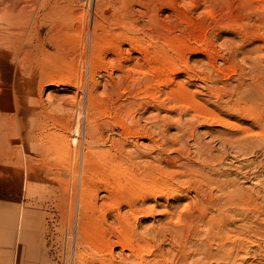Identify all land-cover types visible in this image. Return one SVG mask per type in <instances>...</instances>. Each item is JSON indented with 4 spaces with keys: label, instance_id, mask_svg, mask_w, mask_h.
Wrapping results in <instances>:
<instances>
[{
    "label": "rangeland",
    "instance_id": "1",
    "mask_svg": "<svg viewBox=\"0 0 264 264\" xmlns=\"http://www.w3.org/2000/svg\"><path fill=\"white\" fill-rule=\"evenodd\" d=\"M1 1H3L2 2L3 4L2 3L0 4L1 5L0 8L4 7L3 11H7L6 9L9 10V6L12 5V3H13L16 5V6L14 5L15 8L13 6H10V8L11 7L13 8V9L11 8L13 11V13H12L13 15H15V13H18V12H20L22 14H24L26 12L28 15L30 13L29 16L26 14L27 15L26 17L27 18L29 17L28 21L30 20L29 22H31V20H32L33 23L28 22L29 24H31L30 27L27 23L26 26L24 28H21L22 30L21 29L18 30L17 33L19 34V36L22 39H24L23 44H26V46L24 45L21 47L22 51L21 50L20 51L25 52V51H28V49H29L28 52L31 53L34 50L33 51L34 53H31V54L29 53L28 57L26 58L27 60L22 59L23 58V57H21L22 53L19 55V58L17 57V59H18L17 62L19 64V65L17 64L18 68L23 69V67H24L23 70L27 71V74L25 76L24 75L22 76L21 74H19V71H13V69H11V72H13V73L11 76L7 77L8 80L5 78V80L3 82L0 81V86L2 87L0 89L1 90L0 91V101H5L6 103H8L10 101L8 104L9 107H6V111L8 110L10 113L9 116L13 115L12 113H14V109L17 111L18 105L15 106V104L18 103L17 101L22 102V105L25 107L26 112H27L26 116H24L25 120H23V121L26 124H29L31 127L30 128L31 130L28 129L26 131H21V133L19 134V136H21L19 138V140H13L12 141L13 143L10 147L11 150L9 149V145L6 146L7 149L3 148V146L2 147L0 146L1 147L0 149L3 151V153H2V151L0 152V170H1L0 173L2 174V172H3L2 175L0 174V264H23L24 263L25 259L20 260L19 251L24 249L25 246H24L23 242H24V239L26 237L28 238V236H29L28 234H31L34 237L31 241L27 242L28 246L31 245L30 242H33V240H34L33 243H35V241H36L38 244L37 247L39 250V256L42 255L40 257L41 261L40 262L38 261L35 264H42L43 261H44V264H77V262L75 261L76 260L75 259L76 252H78L77 249L78 250L81 249L82 252H84L83 248H81V247L77 248V246L80 243H81V245L88 246L86 248V250H87L86 252H90L91 250L94 249V247H95L94 250H99L101 241L100 242H96V241L101 240V238L98 239V237L102 236V235L99 236L102 233L101 231H104L106 236H108L109 232H110V234L113 235L110 237L112 241H115L116 238H118V237L121 238L123 236L122 234H119L117 222L110 215L107 218L108 222L107 221L106 222H107V224L110 223L111 225H107L104 222V224H103L104 227H102V225L94 227L95 228L93 231L94 233L92 232L91 236L84 235L83 237H81V236L79 237L78 232H77V228H76L77 227L76 226L77 218H76V216H77V210H78V208H77L78 207V201H79L78 198H80V196H82L83 193L85 194V190H82V188H81L80 177L78 176V178H76L74 180L71 172L66 169V163L68 165L69 164L72 165V161L74 158V148H75L74 146L76 145L75 140L76 139H77V141L80 140V145L82 144V141H83V132L82 131L80 134L81 136L79 138L77 137V135L75 136V129H74L75 124L74 123H75L76 117L74 116V112L71 110V108H73V106L70 103H73L72 101L74 100V97H73L74 95H75L76 101L78 99L82 98V95H83V101H85L84 99L86 96V88H89L91 90L93 97L95 96L96 101L100 105L96 101L95 102L98 104V107L100 106L99 108L102 109L100 111H97L96 118L98 119V117H99V119L95 120L96 123H98V128L99 127L102 128V129L101 128L98 129L99 132L102 134L103 137L106 134H110L111 132L109 131V128H107L106 125H104L103 123L107 122L108 120L111 124L113 123L112 127H111L112 133L110 135L114 136V138H116V139L122 138L120 141L121 143H123V149H122L123 152L122 153H129L130 152L131 153L130 157L132 160L141 161V159L144 157L143 160L146 158L145 160L148 161L146 165L148 166L149 164H153V163L157 162V159L161 156V155L158 156L157 153L158 154L161 153L163 156L167 155V152H169V151L171 154H177V153H181L179 148H181V151H182V149L186 150L189 147H190L189 148L190 155L194 154L192 156H195L197 153V147H195V146H197L198 143L194 144V142L201 140L198 142H201L200 144H204L208 148H209V145H211L210 148H212V150H213L212 152L215 153L216 155H217V151L220 148H222V152H223V156H224V160H225L224 162L226 163V162L230 161V163L228 162V165L233 166L232 167L233 170L237 171L236 168H238L242 165L244 166L245 162H246V164H248L249 162H251L249 164H254V162H255L254 165H256V163L259 162V158H261L260 161L264 162V157H262L261 153L258 154L257 151H256L257 152L256 154H255V152H247L244 149L239 148V146H237L236 143H233V144L225 143L226 147L224 146V144L220 143L224 148L220 147L221 145L219 144L220 140L218 137H220L221 132L228 131L230 129L223 128L219 123L216 122V120H207V123H206V120L203 121V119H198V118L192 119L190 117L189 113H187L188 111H186L187 114L181 113L182 116H180V120L178 119L179 120V122L177 121L178 124H177L176 120L174 121V119L177 116L176 112H172V111L170 112L171 115H174L171 119L164 117L163 116L165 114L164 108H166V106H168V105L166 104V106L163 107L161 105L159 106L156 103H157V100H160L163 97V94L166 91V89H164L165 88L164 86L156 84V82L154 81V80L159 78V76H160L159 73L163 72L162 69L164 70V68L166 66L169 67V65L171 64L170 62H172V60L175 62V64H178L179 66L183 65L182 63L187 64V66L191 69L187 68V69L179 72V74H177V76L175 77V78H177V80L176 79L175 80L176 81L180 80L178 82H181V81L185 82V86H186V89L188 90V94L192 95L196 92L195 93L197 95L196 100H198L203 105L205 104L204 105L205 107L210 105L206 108L211 110L212 113L214 111H217L216 110L217 107L215 108V106L217 105L218 101L227 100V93L230 91V89H232L235 86L236 81H238V79L235 80V78H240V75L238 76L237 73L241 69L242 70L244 69L243 71L241 70L240 74L242 73L243 78L245 77L244 80L246 81V83L248 80V89H250L252 83H257L258 80L264 81V77H262V76H264V69H261L264 67H262V66L259 67V65L261 63H264V59H262V57H264V54H262V53H264V52H257L258 54L256 52H254V53L251 52L252 54L249 53V50L252 49V47L255 46V44L257 46V42L259 43L258 45L264 44V23H262V22H264V21H262V20H264V11H262V10H264V9H262V8H264V0H259L260 3L258 2V0H252L250 2L253 4L255 2V4L253 5L250 2H248L249 7H245V8H241V6L244 7L247 5L246 4L247 2H245V0H242V1L241 0H232L233 2L231 0H212V1L211 0H126V1L125 0H90L91 1L90 3H89V0H88V2H87V0H31V1L29 0L30 2L27 0L29 3L25 0L27 7L24 4L25 3L24 0H10L11 2H9V0H5V1L0 0V2ZM6 1H8V3H5ZM32 1H34L35 3ZM195 1H197L198 4H196ZM202 1H203V3H202ZM243 1L245 2V4ZM86 2L89 3L88 6H87ZM241 2H243L244 6H243V4H241ZM256 2H258L259 4H257ZM27 3H28V5H27ZM192 3H193V5H192ZM229 3H230V5H229ZM17 4H19V5H17ZM30 4H32V6H30ZM81 4H83V5H81ZM7 5H9V6H7ZM23 5H24V7H23ZM64 5H65V8H62V7H64ZM16 7H18V9ZM20 7L22 10L20 9ZM28 7H29V10L27 9ZM58 8H61V9H58ZM14 9L15 10L17 9V10L14 11ZM122 9H125V10H122ZM19 10H21V11H19ZM23 10H26V11L24 12ZM31 10H32V12H31ZM206 10H209L210 13H209V11L205 12ZM254 10H255L256 15L254 13ZM9 11H8V13L10 14ZM126 11H128V12H126ZM231 11H232V13H231ZM96 12H99V13H96ZM124 12H125V14H124ZM83 13H84V16H83ZM222 13H223V15H222ZM85 14H87V16ZM242 14H244V15H242ZM17 15H19V13ZM32 15H33V17H32ZM34 15H36L35 18H34ZM257 15L261 16V18H259ZM245 16L247 17V19H245L246 18ZM92 17H93V19H92ZM120 17H122V18H120ZM230 17H231V19H230ZM56 18L58 20L60 18V20H59L60 22ZM78 18H80L81 20H79ZM99 18H101V19H99ZM127 18H129V20H125ZM86 19L88 21L87 22V28H86V22H83V21H86ZM56 20H57V22H56ZM252 20H253V22H252ZM89 21H91V22H89ZM94 21L95 22L97 21V22L95 23ZM100 21L102 24L101 23L98 24ZM114 21H115V23H114ZM121 21H123V22H121ZM234 21L235 22L237 21L238 23L241 22L240 25L243 24L240 26L238 23H236L237 25H239L237 27L240 29L241 32H239V33L237 32L239 30H237L238 28H235L236 24L234 23ZM254 21H255V23H254ZM120 22L123 25L119 24ZM227 22H229V24H231V23H233V24L229 25V24H227ZM80 23H81V25H80ZM129 23H132L131 24L132 26ZM248 24L249 25L253 24V25L248 26ZM102 25H103V27H101ZM257 25H258V27H257ZM31 26L32 27L34 26L33 31L30 29ZM36 26H37V28H36ZM226 26H227V28H226ZM231 26H233V27H231ZM27 27H29V28H27ZM92 27L97 28V30L95 29V31L97 33V37L99 38V40H101L100 44H99V49H97V50L99 51L101 49L99 52V55L103 58H100L99 62H97V64L95 65L96 68H94V72L92 73L93 74L92 79L88 80V73L85 71L84 72L85 73L84 79H86V80L82 79L83 80L82 84H80V78H81V74H82L81 73L82 71L80 70L81 69L80 68V59L82 58L81 55L83 54V55H85V59H84L85 63L86 62L88 63L89 54H90L89 51H91V49H89L90 47H88L89 46L88 45L89 44L88 39H90L89 38L90 37L89 31L92 30ZM132 27H133V29H131ZM244 27H246V28L244 29ZM249 27H251V28L249 29ZM51 28H54V30L52 29L49 31V29H51ZM257 28L261 29V30L257 31ZM35 29L40 33L37 34V31ZM231 29H232V31H231ZM23 30H24V32H23ZM58 30H59V33H58ZM243 30H245V31H243ZM87 31H88V33H87ZM55 32H57V33H55ZM242 32H244V35H242V37H240ZM258 32H260L259 34H261L262 36L259 35ZM28 33H29V37H28ZM33 33L37 34V35L35 36ZM236 33H238V34H236ZM51 34H53V35L51 36ZM131 34L134 35L135 38H133ZM245 34H246V36H245ZM247 34L251 38H249V36ZM112 35H114V36H112ZM254 35L258 36L257 39H256V36H254ZM49 36H50V38H49ZM55 36H56V38H55ZM110 36H111L112 40L111 39L109 40ZM115 36H117L116 37L117 39L115 38ZM112 37H114V38H112ZM121 37L126 39L125 40L126 42H123L121 44L122 50H124L123 51L124 54L127 55L128 54L127 52H129L128 50L130 49L129 47H131V46L133 47L134 45H135L134 46L135 49L139 50L140 48H143V49H141V51H142L141 54L137 53L136 51H131L132 56L136 55V58L138 57V63H140L138 69H140V70L142 69L141 71L139 70L141 73H138V70L133 72V73L130 72L132 77H126L125 78L126 75H124V73H126L125 70H127L126 64L122 63L123 67L118 69V67L116 66V63L114 62L115 60L113 59L114 55H111L112 54L111 48H110L111 45H113L118 39L122 40ZM57 38L59 39L58 41H60V44L62 41L63 42L62 44H64V45H62V44L60 45L59 42L57 41ZM129 38L134 40V41H132L133 45L129 44V40H128ZM237 38L241 39L242 42ZM246 39H247V41L249 40L247 42L248 44L245 43L246 41L244 42V40H246ZM255 39H256V41H254ZM25 40H26V42H25ZM34 40L35 41L37 40V42H34ZM50 40L53 41L54 44L56 42V44H58V45H56V44L54 45L53 43L48 44L50 42L47 43V41H50ZM80 40H81V42H80ZM40 41L43 42V45L41 46V48L37 47V45ZM134 42H136V44ZM238 42H239V45H238ZM243 42H244L245 46L247 45L246 47L243 46L244 45ZM34 43L37 45H34ZM86 43H87V46L85 45ZM240 43H241V45H240ZM188 44L190 45V47L192 45H193L192 47H194V46L198 47L199 51L195 47H194L195 49L193 48L194 50L192 49L193 50L192 51L191 50L192 47L189 48ZM70 45L71 46L73 45V49H75L74 51H73L72 47H70ZM237 45H238V52L236 50ZM27 46H29L31 48H27ZM34 46H36L37 49H35L36 47H34ZM59 46H61V47L64 46V47H63V49H61V47H59ZM186 46L188 47V49ZM239 46H242V47H239ZM105 47H106V50L104 49ZM234 47L236 48L235 49L236 51H233ZM184 48L189 50V51L185 50ZM239 48L243 50V51L241 50L240 53H239V50H240ZM30 49H32V51ZM78 49H80V50H78ZM158 49L159 50L162 49L165 52L166 51L167 52L165 54V52L162 53L163 51L161 50L159 53ZM107 50H108V52H107ZM109 50H110V52H109ZM183 50H184V53H183ZM195 50H197V51L195 52ZM244 50L247 52V54ZM209 51H211V52H209ZM101 52H102V55H101ZM155 52L157 55L155 54ZM242 52H244V53H242ZM103 53L106 55H103ZM207 53H208V55H207ZM229 53H231L230 56H229ZM164 54H165V56H164ZM182 54H183V57H182ZM211 54H215L216 56L212 55V57H214V58H212ZM237 54H238V56H237ZM243 54H244L245 58L244 57L242 58ZM249 54H251V55H249ZM140 55H143V56L140 57ZM254 55L256 56V59H255ZM179 56H180V59L176 58ZM208 56H209V58H208ZM217 56H218V58H217ZM220 56L223 58H221ZM234 56H235V59H234ZM247 56H249V57H247ZM86 58H87V60H86ZM110 58L114 61H112ZM181 58H182V60H181ZM225 58H227V59H225ZM246 58L247 59L249 58V59L247 60ZM253 58H254V60H253ZM75 59H76V61H75ZM244 59H246V61ZM109 60H111V61H109ZM176 60H177V62H176ZM207 60H209V62L211 60L214 64V68L211 71L212 74H211L210 70H208V69L205 70L202 67L204 62H208ZM144 61L148 62V63H145ZM181 61H182V63H181ZM255 61H256V63H255ZM260 61H261V63H260ZM23 62H26L27 64L23 63ZM76 62H77V64H76ZM106 62H107V65H106ZM112 62L114 65L112 64ZM245 62H246V64H245ZM102 63L105 66L104 65L102 66ZM166 63H167V65H166ZM196 63H197V65H196ZM253 63L255 65H253ZM86 64H85L84 69L87 67ZM108 64L110 65V68H109ZM147 64H149L150 66ZM206 64L207 63H205L203 65L204 68H205ZM215 64H216V66H215ZM14 65L15 64L12 63V67ZM100 65H101V67H100ZM164 65H166V66H164ZM198 65H200L201 68ZM233 65L235 68L233 67ZM246 66H248V67H246ZM255 66H256V68H254ZM103 67H106V68H103ZM161 67H163V68H161ZM215 67L216 68L219 67V68L216 69ZM73 68L76 69V73H77L79 78L77 77V75H76V77L70 76L72 70L74 71ZM100 69H101V71H98ZM235 69H236V71H235ZM256 69L259 72H261L260 75H259V72L256 71ZM114 70H116V71H114ZM143 70L145 71V73ZM151 70H154V72L151 73ZM158 70L160 72H157ZM187 70L190 72H188ZM77 71H79V72H77ZM95 71H97V72H95ZM106 71H108V72H106ZM110 71H112V72H110ZM216 71L220 72V73H215ZM166 72H167V69L165 68V71L163 73H166ZM103 73H104V75H103ZM121 73H123V74H121ZM134 73H135V75H134ZM149 73H151V74H149ZM157 73L159 74V76ZM152 74H153V76H152ZM213 74L214 75L216 74V75L214 76ZM244 74H245V76H244ZM248 74H249V76H248ZM99 75H101L102 77ZM143 75L146 77H143ZM206 75H208V76H206ZM211 75H213V77ZM112 76H114L113 78H115L114 80H116V85H117L116 86L117 88L115 87L116 89L115 88L113 89V85L111 84ZM200 76H201V78H200ZM43 77H45V78H43ZM48 77H49V81H48ZM151 77H153V78H151ZM247 77H249V79ZM254 77H256V79ZM257 77H258V79H257ZM57 78H58V80H57ZM131 78H132V80H130ZM134 78H137L139 80H137V79L135 80ZM46 79L48 82L46 81ZM60 79L62 81H60ZM73 79L77 80V83H79V84H77V86L79 85V87H75L74 85H69V84H72V81H75ZM133 79L135 81H137L138 84H137V82H134ZM209 79H210V81H209ZM41 80H44L45 82H47V84L45 82L43 83V81L41 83L40 82ZM50 80L51 81L53 80L52 82L53 83L55 82L56 84L55 83L53 84ZM93 80H95L96 82H94ZM105 80H106V82H105ZM109 80H110V82H109ZM120 80H122L123 82H120ZM213 80H216V81H213ZM249 80L251 82L252 81L253 82L252 83L250 82V84H249ZM129 81H130V84H129ZM131 81H133V82H131ZM146 81H148V87L150 84L149 88L146 87V85H147ZM37 82H40V84ZM49 82H51V83H49ZM83 82H84L85 86L83 85ZM94 83L98 86L96 87V85H94ZM127 83L129 85H127ZM99 84H100V86H99ZM103 84H104V86H103ZM109 84H111V85H109ZM38 85L40 86L39 88H38ZM157 85H158L160 91H162V92H159ZM68 86H70V87H68ZM110 86L112 87V89ZM243 86L244 87L243 88L241 87V89L244 90L247 86H245V85H243ZM21 87H22V89H21ZM212 87H213V91H212L213 94L211 95L210 90H212ZM93 88H95V89H93ZM102 88L103 89L107 88V91H109L112 94L113 98L111 97L110 99H108L105 96H101L100 93H101ZM108 88H110V89H108ZM135 88L139 89V92ZM145 88H147L149 90H145ZM154 88H157L158 91ZM161 88H162V90H161ZM206 88H209V89L207 90ZM126 89L128 91H126ZM141 89H142V91H141ZM143 89L148 94L146 92H144ZM82 90H83V92H82ZM95 90H96V92H95ZM121 90H122V93H121ZM129 90L132 92L129 93ZM214 91H215V94H214ZM226 91H227V93H226ZM79 93L81 96H79ZM96 93H97V95H96ZM127 93H128V95L130 94L129 95L130 99L127 98L128 97ZM160 93H162V94H160ZM203 93L205 95H203ZM133 94H134V96H133ZM140 94H142V95H140ZM156 94H157V97H159L158 99H157V97L155 98L157 100L154 99ZM207 94H209L210 96ZM125 95H126V97H125ZM146 96H148V97H146ZM60 97L62 99L59 101ZM71 97H73V98H71ZM116 97H118V99ZM217 97H219L220 100H218ZM63 98H65V99H63ZM69 98H71V99H69ZM100 98H101V100H100ZM115 98H116V100H115ZM121 98H123V99H121ZM133 98H135L134 100H138V101H135L136 104L135 103L132 104L133 109L135 107L137 109L136 108L134 109V110H136V111H134V114H133V116H135V117L133 118V116H132V118L130 117L131 118L130 119L129 117H126L123 115V113L121 111L122 106L121 105L119 106L117 104L119 102H121V103L123 102L122 104H124V103L127 104V101H130ZM152 98L155 101L152 100ZM209 98H210L212 103L209 102L210 101ZM215 98H217V99H215ZM97 99L102 103H100ZM117 100H118V102H117ZM150 100L152 102H150ZM207 100H208V102H207ZM112 101H115V102H112ZM137 102H138V106H136ZM143 102H144V104H142ZM149 102H150V105L152 104V106L149 105L148 109H146L147 108L146 106L148 105ZM259 102L262 103L261 100H259ZM253 103H248V104H249V106H251L250 108L252 110L255 109V111L258 112V115H259L260 111H261L260 113L264 112V111H262V110H264V103L260 104V103H258L257 100H255L254 104ZM102 104H104V105H102ZM113 104L115 106H113ZM257 104L259 105V107H257L258 106ZM109 105L110 106L112 105L113 107L112 106L110 107ZM139 105H141L142 107ZM144 105H145V107H144ZM70 106H72V107L70 108ZM117 106H118V109L112 110V109H115ZM261 106H262V108H261ZM157 107L159 110H157ZM212 107H214L215 109H213ZM256 108H258L259 111ZM103 109H106V111H104ZM145 109H146V111H143ZM43 110H44V112H43ZM70 111L73 112V116H71ZM101 111L107 112V113H109L110 111H112V112H110V116L107 117L105 115L100 114L99 112H101ZM114 112H118V115H120V116L122 115L123 122H124L125 126L127 125L130 129H132L130 131H135V130H133V127H134L133 125H135L134 123H137L136 121H138L141 124V125H139L137 123L139 125V127L142 126L140 128H143L148 133L151 131L150 134L148 136H146V135H140L138 132V134L136 133L134 135L135 137L131 136V140H130V135L128 136V135L123 134L124 128L122 126H119L118 124L114 123L116 120L115 116L113 115ZM138 112L139 113L141 112V113L139 114ZM32 114H34V115H32ZM154 114H156V115H154ZM64 116L67 120H65ZM102 116H103V118H102ZM59 117H61L62 119ZM73 117H74V120H73ZM136 117H137V119H136ZM189 117H190V119H188ZM185 118H187V120ZM103 119H105V120H103ZM110 119H111V121H110ZM133 119L134 120L136 119V120L134 121ZM11 120L14 121V124L16 126L18 124L21 125L19 117L17 119L16 115H13ZM63 120H65V121H63ZM156 120L159 122L156 123L155 122ZM170 120H171L172 124L170 123V125H169L168 122ZM184 120L187 121L186 123H188V124L190 123L194 127V129H193V127L190 129L188 128L189 130H192V131H188L185 129L186 126L183 125L185 123ZM198 120H199V122H197ZM200 120H202V121H200ZM66 121H68V122H66ZM128 121H130L131 123H129ZM190 121H193V122H190ZM132 122H133V124H132ZM66 123H68L67 124L68 125L67 130L62 126V125H66ZM81 123H82L81 124V127H82L84 125V116H82V118H81ZM181 123H183V124L181 125ZM196 123H198V124H196ZM129 124H132V125H129ZM190 124H189V127H191ZM50 125H52V126H50ZM116 125H117V127H116ZM143 126H145V127H143ZM180 126H181V128H180ZM58 127H59V129H58ZM83 127H82V130H83ZM136 128H138V127H136ZM152 128H153V130H152ZM255 128L257 129V131H260V129H261L258 127H255ZM255 128L252 127L253 131H255ZM163 129H164V132H163ZM50 130L51 131L52 130L59 131L64 136L65 146H64L63 150H59L60 152L54 151L53 149L49 150L50 152L49 151L48 152L43 151L44 150L43 146H44V144L47 143V140L44 137V134L46 133V131H50ZM65 130L67 132H65ZM98 130H97V133H98L97 135H101L98 132ZM113 130L115 131V133ZM125 130H128V128L125 127ZM185 130H186V133L184 132ZM27 131H31L29 138L27 136V133H28ZM120 131H121V133L119 135ZM38 132H39L41 137H38L39 136ZM194 132H195V134H194ZM66 133H67V135H66ZM116 133H118V135ZM180 133H182L184 135V141H186L187 143L183 142V141H179L178 139H176L177 136L179 137L182 135ZM190 133H192L193 135ZM158 134H160V135L158 136ZM164 134L166 135V138H163V137H165ZM238 134L239 133H237V135ZM138 135H140V136H138ZM189 135L193 136V137L191 136L192 139L190 138ZM67 136L70 138L67 139ZM141 136L142 137L144 136V137L142 138ZM138 137H140V138H138ZM185 138H186V140H185ZM194 138L196 139L195 141H193ZM22 139H23V143H24V146H23L24 151H23V153L21 152L23 160L19 161L15 158H17L18 153H20L18 151H19V148L21 145L20 140H22ZM40 139H42L44 141H42ZM125 139L126 140L128 139V140L126 141ZM149 139H150V141H149ZM172 139L176 140V143L169 145L170 147L166 146L165 148H163V150H161V148L157 147L158 145H164L166 140H172ZM67 141L69 142V146H71V147L67 146L68 145ZM132 142H134L133 145H132ZM155 142H157V144ZM29 143H31V144L34 143L35 145H39V146L34 149L33 147L30 146ZM135 143H137V146ZM16 145H18V146H16ZM126 145L128 147H125ZM151 145L152 146L155 145V146L152 147ZM186 145H188V146H186ZM228 145H229V147H228ZM106 146H108V142L106 143ZM182 146H184V147H182ZM15 147H16L17 151H16ZM39 147L43 148V150ZM156 147H157V149H156ZM67 148L71 151H69ZM216 148H217V150H214ZM172 149L174 152H171ZM194 149H196L195 150L196 152L194 151ZM224 149L226 151H224ZM235 149H236V151H235ZM11 151H12V153H10ZM65 151H66V153H65ZM82 151H83V147L81 145L80 150H79V152H80L79 162H81L80 160H81ZM157 151H161V152H157ZM6 152L8 153V155ZM225 152H227V154ZM16 153H17V155H16ZM163 153H166V154L164 155ZM253 153H254V155H253ZM69 154H71V155L69 156ZM142 154H144V155H142ZM1 155L4 158H2ZM63 155L65 156V159L68 160L67 162L63 161V159H64ZM139 155H140V157H139L140 159L138 158ZM180 155L184 156L186 154H184V152H183V154H180ZM226 156H227V158H226ZM36 157H37V159H35ZM29 158L30 159L32 158V159L29 160ZM41 158H42V160H40ZM59 158H61V159H59ZM149 158H151V159L149 160ZM34 161H35V163H32ZM48 161H50V162H48ZM58 161L62 164H58L59 163ZM8 162H10V163H8ZM44 162L46 164H44ZM17 163H18V165H17ZM52 163H57V164L52 165ZM240 163H242V164H240ZM143 164H145V163L142 162L139 164V166H143ZM236 164H238V165L236 166ZM16 165L18 167H16ZM19 165L22 168L19 167ZM254 165L249 166V168H250V169L248 168L249 172L252 171V169H253L252 166H254ZM59 166H61L62 168H59ZM19 168H21V169H19ZM46 168L48 170H46ZM254 169H256V168H254ZM49 171H50V173H49ZM5 172H7L9 175H7V173H5ZM51 172H53V174ZM11 173H14L15 175L11 174ZM69 173L71 174L70 176H69ZM260 174L261 173H259V175ZM262 174H264V173H262ZM12 175L14 178L11 177ZM77 179H79L78 183H77ZM254 181L255 180H253V179L251 181L247 180V181L243 182V185L247 186V187H249V185L252 186L255 183ZM249 183H251V184H249ZM98 194H99L98 195L99 197L97 198V200H98L97 203L98 202L100 203V201L103 198V196H102L103 193L99 192ZM190 195H191V197H190ZM69 197H70V199H69ZM192 197H193L192 194H189L188 200H190ZM71 199H72V202L70 201ZM172 203H173V200L172 201L170 200L169 204L171 206H173V205L178 206V204L173 203V205H172ZM157 208H160V207H157ZM178 209H180V208H178ZM124 210H126V207H123L121 212H124ZM74 212H75V214H74ZM26 217L29 218V221H26ZM74 217H75V219H73ZM85 217H86V219L85 218L81 219V222H83L85 225H87L86 227L88 230L93 229V227H91V225L88 223V216H85ZM163 218H164V216H162L160 214H157V215L152 216V217L148 216V217L141 218L138 221L139 223H137L138 225L136 228L137 229L136 232L137 231L139 232L140 230H142V228L144 226H148L151 223L156 224L157 222H159L160 219L162 221H165V220H163ZM85 221L87 223H85ZM114 223H115V225H114ZM108 226H113L117 230H114V229L111 230ZM100 227H102V228H100ZM23 237H25V238L23 239ZM90 237H91V239H90ZM84 239L87 242L84 241ZM150 239H151V241H149ZM153 239H154L153 237L152 238L149 237V240H147L148 242L146 241V243L147 244L149 243L148 245L151 246V248H153L152 250L154 252H155L154 249H156L157 247H161L163 250H165V248H166L168 250V247L170 246L169 240L166 239V241L162 240V242H159L161 240H158V239L153 240ZM92 244H94V245H92ZM262 245H264V243H262L261 246ZM69 246H70V248H69ZM90 248H92V249H90ZM254 249L257 250V253H256L257 256L255 255L256 258H255V256H253L254 258L250 257L247 260V262L252 261L251 263H258V262H260V264L264 263V256H261V255H264V253H260V252H262V249H264V247H262V249H260L261 250L260 252H259L258 248H254ZM114 254H115L114 259H116L115 260L116 263L123 256H126L129 259L132 258V256L129 254V251L127 249L121 250L119 245H116L114 247ZM168 254L170 255V253H167V256H165V258H168V259L172 258L173 259V256L172 255L169 256ZM148 255H147V257H148L147 259H150L151 261L155 260V258L159 259V258H157L159 256L155 257L154 255H151V254H148ZM150 256L152 258H150ZM255 259H256V261H255ZM32 261H28L30 263H28V262H26V263L33 264ZM88 261L85 264L91 263L90 260H88ZM176 261H177L176 257H174L172 264H175ZM93 262H94V260H93ZM93 264H98V263L94 262Z\"/></svg>",
    "mask_w": 264,
    "mask_h": 264
},
{
    "label": "bare ground",
    "instance_id": "2",
    "mask_svg": "<svg viewBox=\"0 0 264 264\" xmlns=\"http://www.w3.org/2000/svg\"><path fill=\"white\" fill-rule=\"evenodd\" d=\"M26 1L24 3L25 6H26ZM250 1H252V0H245V2H247L246 3L247 5H248V2H250ZM2 2L3 1H1L0 4ZM9 2H11V1L9 0ZM32 2H34V1H32ZM87 2H88V0H87ZM87 2H86V4L88 6L91 1L89 0V3H87ZM195 2H196V4H198L197 1H195ZM243 2H241V4H243ZM245 2H244V4H245ZM258 2H259V0H258ZM258 2H256V3L259 4L260 2L259 3ZM5 3H8V1H6ZM28 3H27V5H28ZM202 3H203V1H202ZM244 4H243V6H244ZM251 4H253V3H251ZM254 4H255V2H254ZM14 5L15 4L12 3V5H10V6H13L14 7ZM17 5H19V4H17ZM81 5H83V4H81ZM192 5H193V3H192ZM229 5H230V3H229ZM247 5L244 6V7L241 6V8L249 7V5L248 6ZM7 6H9V5H7ZM10 6H9V10L12 8V7L10 8ZM30 6H32V4H30ZM23 7H24V5H23ZM16 8L18 9V7H16ZM62 8H65V5ZM12 9L10 11L8 9H6L7 11H3L4 10V7L0 8V81H2V82L5 80V78L7 79V77H9V76L12 75L13 72H11V69H13V71H19V74H21L22 76L23 75L25 76L27 74V71H24L23 70L24 67H23V69L22 68L21 69L18 68V65L19 64L17 62V60H18L17 57L19 58V55L22 53V56H21V57H23L22 59L27 60L26 58L28 57V55L30 53V52H28L29 49H28V51L21 52L22 51V48L21 47L24 46V45L26 46V44H23L24 39H22L19 36V34L17 33L18 30H20L21 28H24L26 26V24L30 21V20L28 21V18L29 17L28 18L26 17L28 14L25 12L27 9L29 10V7L26 10H23L25 13L22 11L24 14L18 12L19 15H17L18 13H15V12H14L15 15H13L12 14L13 13ZM20 9H21V7H20ZM58 9H61V8H58ZM262 9H264V8H262ZM16 10L14 9V11H16ZM21 10H19V11H21ZM122 10H125V9H122ZM8 11L10 12V14L8 13ZM207 11H209V10H206L205 12H207ZM262 11H264V10H262ZM31 12H32V10H31ZM126 12H128V11H126ZM96 13H99V12H96ZM209 13H210V11H209ZM231 13H232V11H231ZM254 13H255V10H254ZM87 14H85V15L87 16ZM124 14H125V12H124ZM29 15H30V13H29ZM222 15H223V13H222ZM242 15H244V14H242ZM255 15H256V13H255ZM35 16L36 15H34V18H35ZM83 16H84V13H83ZM32 17H33V15H32ZM122 17H120V18H122ZM258 17L261 18V16H258ZM78 19L81 20L80 18H78ZM92 19H93V17H92ZM99 19H101V18H99ZM230 19H231V17H230ZM245 19H247V17ZM57 20H56V22H57ZM59 20H60V18H59ZM125 20H129V18H127ZM101 21L98 24H100ZM255 21H254V23H255ZM262 21H264V20H262ZM31 22L33 23L32 20H31ZM31 22H29V23H31ZM83 22H86V28H87V22H88L87 19H86V21H83ZM89 22H91V21H89ZM121 22H123V21H121ZM121 22L119 24H122ZM252 22H253V20H252ZM29 23H28V25L30 27L31 24H29ZM114 23H115V21H114ZM234 23L236 24L238 22L237 21L236 22L234 21ZM240 23H238V24L240 25ZM262 23H264V22H262ZM129 24L131 25L132 23H129ZM227 24H229V22H227ZM231 24H233V23H231ZM231 24H229V25H231ZM80 25H81V23H80ZM239 25L236 24V27L235 28H238L237 26H239ZM241 25H243V24H241ZM252 25L251 24L250 25L248 24V26H252ZM258 25H257V27H258ZM29 27H27V28H29ZM101 27H103V25ZM231 27H233V26H231ZM33 28H34V26L33 27L31 26L30 29L33 31L34 30ZM36 28H37V26H36ZM226 28H227V26H226ZM245 28L246 27H244V29ZM250 28L251 27H249V29ZM52 29L54 30V28H51V29H49V31L52 30ZM95 29L97 30V28L92 27V30L89 31L90 32V37H89L90 39H88L89 40L88 41L89 42V44H88L89 46L88 47H90L89 49H91V51H89L90 54H89L88 63L87 62H86L87 64L85 63V60H84L85 59V55L82 54L81 55L82 58L81 57H80L81 59L79 58L80 59V68H81L80 70L82 71L81 72L82 73L81 74V78H80V84H82V81H83L82 79H84V74H85L84 72L85 71L88 73V80L92 79V77H93V74L92 73L94 72V68H96L95 65L97 64V62H99V59L100 58H103V57H101L99 55V52H100L101 49L99 51L97 50V49H99V44H100V41L101 40H99V38L97 37V33H96ZM131 29H133V27ZM237 30H239V31H237L238 33L241 32L239 28ZM258 30L260 31L261 29H258L257 28V31ZM231 31H232V29H231ZM243 31H245V30H243ZM23 32H24V30H23ZM39 33L40 32L37 31V34H39ZM55 33H57V32H55ZM58 33H59V30H58ZM87 33H88V31H87ZM238 33H236V34H238ZM242 33H241V36L240 37H242V35H244V32H242ZM259 33L260 32H258V34ZM37 34H34V35L36 36ZM52 35L53 34H51V36ZM259 35H261V34H259ZM112 36H114V35H112ZM245 36H246V34H245ZM254 36H256V35H254ZM28 37H29V33H28ZM116 37L117 36H115V38ZM132 37L135 38L134 35H132ZM257 37L258 36H256V39H257ZM49 38H50V36H49ZM55 38H56V36H55ZM112 38H114V37H112ZM249 38H251V37L249 36ZM110 39H111V36L109 37V40ZM237 39H239V38H237ZM256 39L254 41H256ZM58 40L59 39L57 38V41ZM125 40L126 39H124V38H122V40L121 39H118L113 45H111V47H110L111 48V52H112L111 55H114L113 56L114 57L113 59L115 61L111 59L112 57L110 59L116 63V66L118 67V69L121 68V67H123V64L122 63H125L126 64L127 70H125L126 73H124V75H126L125 76V78H126V77H132V75H131L130 72L133 73V72H135V71L138 70V73H141L140 71L142 69L141 70L138 69L139 64H140V63H138V57L136 58V55L135 56H132L131 55V51H136L137 53H140L141 54V52H142L141 49H143V48H140L138 50V49H135L134 48L135 45L133 47L131 46V47H129L130 48L128 50L129 52H127L128 54L126 55V54H124V52H123L124 50H122V47H121V44L123 42H126ZM128 40H129V44L133 45L132 41H134V40L133 39H130V38ZM239 40L242 42L241 39H239ZM248 41H247V39L244 40V42L246 44H248L247 43ZM25 42H26V40H25ZM34 42H37V40L36 41L34 40ZM48 42H50V43H48ZM58 42L60 44V41H58ZM80 42H81V40H80ZM239 42H238V45H239ZM244 42H243V44H244ZM47 43L48 44H51V43L54 44V42L51 41V40L50 41H47ZM62 43L63 42L61 41V44ZM134 43L136 44V42H134ZM55 44H56V42H55ZM258 44L259 43L257 42V46L255 44V46H253L252 49L249 50V53H251V52H253V53L254 52H256V53L257 52H264V44H261V45H258ZM34 45H37V44L34 43ZM42 45H43V42L40 41L38 43L37 47L41 48ZM56 45H58V44H56ZM62 45H64V44H62ZM85 45L87 46V43ZM238 45L236 47L237 49L234 47V50L233 51H236L237 50V52H238ZM240 45H241V43H240ZM243 46H245V44ZM34 47H36V46H34ZM37 47L35 49H37ZM59 47H61V46H59ZM63 47H61V49H63ZM70 47H72V49H73V45L72 46L70 45ZM188 47L191 48L190 45ZM188 47H187V49H188ZM194 47H192L191 50ZM239 47H242V46H239ZM27 48H31V47L27 46ZM195 48H197V50H198V47H195ZM104 49L106 50V47ZM187 49H185V50H187ZM30 50L32 51V49H30ZM74 50L75 49H73V51ZM78 50H80V49H78ZM161 50L162 49H160V50L158 49L159 53H160ZM197 50H195V52ZM241 50L242 49L239 50V53H240ZM33 51L31 53H34ZM162 51H163L162 53L165 52L164 50H162ZM187 51H189V50H187ZM107 52H108V50H107ZM109 52H110V50H109ZM156 52H155V54H156ZM166 52H165V54H166ZM209 52H211V51H209ZM104 53H103V55H106ZM183 53H184V50H183ZM242 53H244V52H242ZM165 54H164V56H165ZM215 54H211V57H212V55H214V56L217 55V54L216 55ZM246 54H247V52H246ZM251 54H249V55H251ZM262 54H264V53H262ZM101 55H102V52H101ZM207 55H208V53H207ZM230 55H231V53H229V56ZM141 56H143V55H140V57ZM235 56H234V59H235ZM237 56H238V54H237ZM182 57H183V54H182ZM243 57H244V54H243L242 58ZM247 57H249V56H247ZM254 57L256 59V56L255 55H254ZM176 58H179L180 59V56L179 57H176ZM208 58H209V56H208ZM212 58H214V57H212ZM217 58H218V56H217ZM221 58H223V57H221ZM76 59H75V61H76ZM225 59H227V58H225ZM246 59H244V60L246 61ZM262 59H264V57H262ZM86 60H87V58H86ZM111 60H109V61H111ZM181 60H182V58H181ZM253 60H254V58H253ZM207 61L208 62H204V64L207 63L205 65V68L203 66L204 64L203 65L201 64V65H202L203 69H205V70L208 69L211 72L212 69L214 68V64H213V62L211 60H210V62H209V60H207ZM173 62H174L173 60H172V62H170L171 64L169 65V67L166 66L167 65V63H166V65H164V66H166L165 68L167 69V72L166 73H163L165 71V68H164V70L162 69L163 72L161 71L162 73H159L160 76L157 73L158 76H159V78L156 79V80H154L156 82V84L162 85V86L165 87L164 89H166V91L163 94V97L160 100H157L159 98V97H157V94L158 93L154 97V99L157 97V99H155V100H157V103L156 104H158L159 106L161 105V106L164 107V106H166V104L168 105V106H166V108H164L165 114L163 116L171 119L174 116V115H171V113H170L172 111V112H176V114L178 116V117L176 116V118L174 119V121L176 120V122L177 121L179 122L180 116H182L181 113H185V114L189 113V115H190V117L192 119L193 118L194 119L195 118L203 119V121L206 120V123H207V120H216V122L219 123L223 128L230 129L228 131H223L222 130L223 132H221L220 137L217 136L219 138V140H220L219 144L221 143V144H224V146H225V143H228V144L236 143L237 146H239V148L244 149L247 152H255V154L257 152H258V154L261 153L262 157H264V112L260 113L261 112L260 111L259 112V115H258V112H256L255 109L252 110L250 108L251 106H249V104H248V103H253V102L255 103V100H257L258 103H260L259 100H261L262 103H264V81L258 80L257 83H252L253 81L251 82L249 80V84L251 82L252 85H251L250 89H248V80H247V83H246V81L244 80L245 77L243 78L242 73L240 74V72L242 70L241 69L237 73L238 76L240 75V78H235V80L238 79V81H236L235 86L232 89H230V91L228 93L226 91V93H227V100H225V101H218L217 102V105L215 106V108L217 107L216 108L217 111H214L212 113L211 110H209V109L206 108V107H208L210 105H208V106L205 107L204 106L205 104L203 105L198 100H196L197 99V97H196L197 95L195 94L196 92L194 94H192V95L191 94L190 95L188 94V90L186 89L185 82H183V81L178 82L180 80L176 81L177 78H175V77L177 76V74H179V72H181V71H183V70H185L187 68L188 69H191V68H189L187 66V64L182 63V61H181V63L183 65H181V66H179L178 64H175V62L174 63ZM176 62H177V60H176ZM12 63L15 64L13 67H12ZM23 63H26V62H23ZM145 63H148V62H145ZM255 63H256V61H255ZM260 63H261V61H260ZM76 64H77V62H76ZM85 64L87 65V67L84 69ZM112 64H113V62H112ZM245 64H246V62H245ZM261 64L259 65V67L260 66L264 67V63H261ZM103 65L104 64L102 63V66ZM106 65H107V62H106ZM147 65H149V64H147ZM196 65H197V63H196ZM253 65H255V64L253 63ZM198 66H200V65H198ZM215 66H216V64H215ZM100 67H101V65H100ZM106 67H103V68H106ZM233 67H234V65H233ZM246 67H248V66H246ZM109 68H110V65H109ZM161 68H163V67H161ZM200 68H201V66H200ZM217 68H219V67H217ZM254 68H256V66ZM261 69H264V68H261ZM116 70H114V71H116ZM154 70H151V73H153ZM98 71H101V69L98 70ZM235 71H236V69H235ZM256 71H258V70L256 69ZM77 72H79V71H77ZM95 72H97V71H95ZM106 72H108V71H106ZM110 72H112V71H110ZM157 72H160V71L158 70ZM188 72H190V71H188ZM144 73H145V71H144ZM151 73H149V74H151ZM215 73H220V72H217L216 71ZM260 73L261 72H259V75H260ZM121 74H123V73H121ZM211 74H212V72H211ZM76 75H77L76 69H74V71L72 70L70 76L71 77H76ZM103 75H104V73H103ZM134 75H135V73H134ZM144 75H143V77H146ZM213 75H211V76L213 77ZM99 76H101V75H99ZM152 76H153V74H152ZM206 76H208V75H206ZM244 76H245V74H244ZM248 76H249V74H248ZM45 77H43V78H45ZM77 77H78V75H77ZM113 77L114 76H112V78H111V84L113 85V89H114L117 85H116V80H114L115 78H113ZM258 77H257V79H258ZM262 77H264V76H262ZM151 78H153V77H151ZM200 78H201V76H200ZM247 78L249 79V77H247ZM254 78L256 79V77H254ZM134 79L136 80L137 78H134ZM57 80H58V78H57ZM73 80H75V79H73ZM84 80H86V79H84ZM130 80H132V78ZM135 80H134V82H137ZM137 80H139V79H137ZM42 81H43V83L45 82L44 80H41L40 82L42 83ZM46 81H47V79H46ZM48 81H49V77H48ZM60 81H62V80L60 79ZM93 81L96 82L95 80H93ZM209 81H210V79H209ZM213 81H216V80H213ZM40 82H37V83L40 84ZM47 82H45V83L47 84ZM51 82H49V83H51ZM105 82H106V80H105ZM109 82H110V80H109ZM120 82H123V81L120 80ZM131 82H133V81H131ZM146 82H147L146 87L149 88L150 87V84H149V87H148V81H146ZM77 84H79V83H77V80H75V81H72V84H69V85H74L75 87H79V85L77 86ZM111 84H109V85H111ZM129 84H130V81H129ZM129 84L127 83V85H129ZM137 84H138V82H137ZM83 85H84V82H83ZM94 85H96V84L94 83ZM243 85L247 86L244 90L241 89V87L242 88L244 87ZM97 86L98 85H96V87ZM99 86H100V84H99ZM103 86H104V84H103ZM39 87L40 86L38 85V88ZM68 87H70V86H68ZM213 87H212V90H210L211 91V95L213 94L212 93ZM1 88L2 87L0 86V89ZM147 88H145V90H149ZM157 88L159 89L158 85H157ZM157 88H154V89H156L158 91ZM21 89H22V87H21ZM93 89H95V88H93ZM108 89H110V88H108ZM111 89H112V87H111ZM135 89H137V88H135ZM206 89L208 90L209 88H206ZM145 90L143 89L144 92H146ZM161 90H162V88H161ZM126 91H128V90L126 89ZM137 91L139 92V89H137ZM141 91H142V89H141ZM82 92H83V90H82ZM95 92H96V90H95ZM130 92H132V91L129 90V93ZM159 92H162V91H160V89H159ZM121 93H122V90H121ZM160 94H162V93H160ZM214 94H215V91H214ZM96 95H97V93H96ZM100 95L101 96H105L108 99H110L112 97V94L109 91H107V88L106 89H103L102 88ZM127 95H128V93H127ZM129 95H128L127 98H129ZM140 95H142V94H140ZM203 95H205V94L203 93ZM207 95H209V94H207ZM79 96H81L80 93H79ZM133 96H134V94H133ZM73 97H74V100L72 101L73 103H70V102L69 103L73 106V108H71L72 106H70V108L74 112V116L76 117L75 123H74L75 124V127H74V129H75V136L77 135V137L79 138L81 136L80 135L81 134V131L83 132V141H82V144H81L82 147H83V151H82V154H81V160H80L81 162H79V157H80L79 150H80V146L81 145H80V140L77 141V139H76L75 140V144L76 145L74 146L75 147L74 148V158H73V161H72V165H70V164L68 165L66 163V169L71 172L74 180L76 178H78V176L80 177L81 188H82V190H85V194L83 193V195L80 196V198H78L79 201H78V207H77L78 210H77V216H76V218H77V220H76L77 221L76 222V226L77 227L76 228H77L78 235H79V237L80 236L83 237L84 235L91 236L92 235V232L95 229L94 227H97L99 225L100 226L102 225V227H104V225H103L104 222L107 224V222H108L107 221V218L109 217V215L112 216L113 219L117 222L118 229H119V231H118L119 234H122L123 235L121 238H119V237L116 238L115 237L116 240L115 241H112L110 237L113 236V235H111L110 232H109V235L110 236L109 235L106 236L105 233H104V231H101L102 233L101 234L99 233L100 235L98 234L99 236L102 235L101 237H98V239L101 238V240H99V241L97 240L96 241V242H100L101 241L99 250H94L95 249V247H94V249L91 250L90 252H86L87 251L86 248L88 246L81 245V243L79 244L77 242L79 244L77 246V248L81 247L84 250V252H82L81 249L78 250L76 248L77 251H78V252H76V256H75V259H76L75 261L77 262V264H85L88 260H90L92 264L94 262H96L98 264H172L174 257H176V260H177L175 262V264H260V262H258V263H251L252 261L251 262H247V260L250 257L254 258L253 256L256 255L257 250H255L254 248H258L259 249V252H260L261 251L260 249H262V247H264V245L261 246V244L264 243V174H262V173H264V162L260 161L261 158H259V162H257L256 165H254L255 162H254V164H249L251 162H249V163L247 162L248 164H246V162H245V164L243 163L244 166L242 165V166L236 168L237 169V171H236V170H233V168H232L233 166L228 165V162L230 163V161H228L226 163L224 162L225 160H224L222 148H220L217 151V155H216L215 153L212 152L213 150H212V148H210L211 145H209V148H208L206 145L200 144L201 142H198V141H201V140H198V141L194 142V144L195 143H198V145L195 146V147H197V153H196L195 156H192L194 154L190 155V151H189V148L190 147L187 148L186 150L185 149H182V151H181V148H179V150H180L181 153H177V154H171L170 151L167 152V155H165L166 153H163L165 156H163L161 153L160 154L157 153V152H161V151H157L156 152L157 155L158 156L161 155V156L157 159V162L156 163L149 164L147 166L146 164H147L148 161L145 160L146 158L143 160V158H144L143 157L141 159V161L143 160L142 162L145 163V164H143V166H139V164L142 163V162L141 161H137V160H132L131 157H130V155H131L130 152L129 153H122L123 152V150H122L123 149V143L120 142L122 138L121 139H116V138H114V136L110 135L112 133V128L111 127H112V124L113 123L111 124L109 122V120L107 122L103 123L104 125H106L107 128H109V131L111 132L110 134H106L105 133L106 135H104V137H103L102 134L99 132L98 129L101 128V127L98 128V123H96L95 120L97 119L96 118L97 111H100L102 109L99 108L100 106L98 107V104L99 103L96 101L95 96L93 97V94L91 93V90L89 88H86V96H85V99H84L85 101H83V95H82V98L79 97L80 99H78L77 101L75 99V95ZM73 97H71V98H73ZM125 97H126V95H125ZM146 97H148V96H146ZM71 98H69V99H71ZM116 98L118 99V97H116ZM116 98H115V100H116ZM217 98H218V100H220L219 97H217ZM217 98H215V99H217ZM61 99L62 98L60 97L59 101ZM63 99H65V98H63ZM121 99H123V98H121ZM134 99L135 98H133L130 101H127V104L124 103L125 105L122 104L123 102L122 103L119 102L117 104L119 106L120 105L122 106V108H121L122 110L121 111H122V113H123L124 116L129 117V118L130 117L132 118V116L134 114V111H136V110H134L136 107L133 109L132 104H134V103L136 104L135 101H138V100H134ZM154 99L152 98V100H154ZM100 100H101V98H100ZM209 100H210V98H209ZM9 102L6 103L5 101H0V146L1 147L3 146V148H6V146L9 145V149L11 150L10 147H11V145L13 143L12 141L13 140H19V138L21 137V136H19V134L21 133V131H26V130L30 129L31 127H30L29 124H26L23 121V120H25L24 116H26L27 112H26L25 107L22 105V102H19V101H17L18 103L15 104V106L18 105L17 106L18 107L17 111L14 109V113H12V114L13 115H16L17 116V119L19 117V120H20L21 125L18 124L16 126L14 124V121L11 120L12 117H13V115L12 116L11 115L9 116V114H10L9 111L8 110L6 111V107H9V105H8ZM112 102H115V101H112ZM117 102H118V100H117ZM150 102H152V101L150 100ZM150 102L146 106L147 107L146 109H148V107L150 105ZM207 102H208V100H207ZM209 102H211V100ZM100 103H102V102H100ZM262 103H260V104H262ZM142 104H144V102ZM102 105H104V104H102ZM141 105H139V106H141ZM113 106H115V105L113 104ZM136 106H138V102H137V105ZM150 106H152V104ZM144 107H145V105H144ZM158 107H157V110H159ZM257 107H259V105ZM212 108L215 109L214 107H212ZM261 108H262V106H261ZM106 109H103V110L106 111ZM116 109H118V106L115 109H112V110H116ZM146 109L143 110V111H146ZM256 109H258V108H256ZM186 111H188V112L186 113ZM258 111H259V109H258ZM262 111H264V110H262ZM43 112H44V110H43ZM73 112L70 111L71 116H73ZM110 112H112V111H110ZM110 112L107 113V112H102L101 111L99 113L102 114V115H105V116L109 117L110 116ZM32 115H34V114H32ZM113 115L115 116V119H116L114 123L115 124H118L119 126H122L124 128V133L123 134L128 135V136L130 135V140H131V136L133 137L136 133L138 134V132H139L140 135H146V136H148L150 134V132H151L150 131L148 133L143 128H140L142 126L139 127V125H141V124L138 121H136V122L139 125L137 123H134L135 125H133L134 126L133 127V130H135V131H130L132 129H130L127 125L125 126V124L123 122L122 115L121 116L118 115V112H114ZM154 115H156V114H154ZM82 116H84V125H83L84 127L82 126L83 127V130H82V127H81V124H82L81 123V118H82ZM134 117L135 116H133V118ZM190 117L188 119H190ZM59 118H61V117H59ZM64 118H65V116H64ZM102 118H103V116H102ZM98 119H99V117H98ZM136 119H137V117H136ZM185 119L187 120V118H185ZM65 120H67V119L65 118ZM65 120H63V121H65ZM73 120H74V117H73ZM103 120H105V119H103ZM157 120L155 121L156 123L159 122ZM110 121H111V119H110ZM130 121H128V122L131 123ZM200 121H202V120H200ZM66 122H68V121H66ZM178 122H177V124H178ZM186 122L187 121H185V123L183 122L184 124L181 123V125L183 124L186 127L188 126L187 128L185 127V129L188 130V131H192V130H189V129L192 128L193 126L189 123L191 125V127H189V124L186 123ZM190 122H193V121H190ZM197 122H199V120ZM168 123L170 125L171 120ZM67 124L68 123H66V125H62L66 130L68 129V125ZM132 124H133V122H132ZM132 124H129V125H132ZM196 124H198V123H196ZM50 126H52V125H50ZM124 126L126 128H128V130H125V127ZM116 127H117V125H116ZM136 127H138V128H136ZM143 127H145V126H143ZM252 127H254V128L255 127H258V128H261V129H260V131H257V129L255 128V131H253ZM180 128H181V126H180ZM58 129H59V127H58ZM193 129H194V127H193ZM66 130H65V132H67ZM97 130H98V132L101 135H97L98 134L97 133ZM152 130H153V128H152ZM186 130L184 131L185 133H186ZM27 132H28L27 133V136L29 138V135H30L31 131H27ZM163 132H164V129H163ZM114 133H115V131H114ZM120 133H121V131L119 132V135H120ZM182 133H180V134H182ZM237 133H239V134L237 135ZM38 134H39V132H38ZM116 134L118 135V133H116ZM190 134H192V133H190ZM194 134H195V132H194ZM66 135H67V133H66ZM140 135H138V136H140ZM159 135L160 134H158V136ZM164 136L165 137H163V138H166V135L165 134H164ZM191 136H190V138H191ZM38 137H41L40 134H39ZM44 137L47 140V143L44 144V146H43L44 150H43V148L39 147L44 152L45 151L48 152L49 150H52V149L54 151L60 152L59 150H63L64 149L65 139H64V136L62 135L61 132L56 131V130L46 131V133L44 134ZM68 138H70V137L67 136V139ZM138 138H140V137H138ZM150 139H149V141H150ZM176 139H178L179 141L186 142V141H184V135L183 134L181 136H179V137L177 136ZM40 140H42V139H40ZM185 140H186V138H185ZM195 140L196 139L194 138L193 141H195ZM42 141H44V140H42ZM20 142H21V145H20V148H19V151H18L20 153H18V155L16 153L17 158H15V159H17L19 161H22L23 160L22 153L24 151V148H23V146H24L23 139L20 140ZM107 142H108V146H106V143ZM157 142H155V143L157 144ZM67 143H68L67 146H69V142L68 141H67ZM133 143L134 142H132V145H133ZM174 143H176V140H173V139L172 140H166L165 143H164V145H158L157 147H159V148H161V150H163V148H165L166 146L172 145ZM29 144L34 149L39 146V145H35L34 143H32V144L29 143ZM135 144L137 146V143H135ZM16 146H18V145H16ZM154 146H152V147H154ZM186 146H188V145H186ZM69 147H71V146H69ZM125 147H128V146L126 145ZM157 147H156V149H157ZM182 147H184V146H182ZM220 147H223V146L221 145ZM228 147H229V145H228ZM217 148L214 149V150H217ZM15 149H16V147H15ZM225 149H224V151H226ZM195 150L196 149H194V151ZM1 151L2 150L0 149V152ZM16 151H17V149H16ZM69 151H71V150H69ZM235 151H236V149H235ZM171 152H174L173 149L171 150ZM183 152L186 155H184V156L180 155V154H183ZM2 153H3V151H2ZM10 153H12V151ZM65 153H66V151H65ZM225 153L227 154V152H225ZM7 155H8V153H7ZM70 155L71 154H69V156ZM142 155H144V154H142ZM253 155H254V153H253ZM227 156H226V158H227ZM139 157H140V155L138 156V158ZM2 158H4V157L2 156ZM31 159L29 158V160H31ZM35 159H37V157ZM59 159H61V158H59ZM150 159L151 158H149V160ZM40 160H42V158ZM63 161L64 162H67L68 161L67 159H65V156H64ZM45 162H44V164H46ZM48 162H50V161H48ZM8 163H10V162H8ZM32 163H35V161L32 162ZM57 163H52V165L53 164H57ZM58 164H62V163L59 162ZM240 164H242V163H240ZM17 165H18V163H17ZM17 165H16V167H18ZM237 165L238 164H236V166ZM250 165H254L252 167H253V169L254 168H256V169H254V170L252 169V171L249 172L248 171V168H249ZM19 167H21V166L19 165ZM21 168H19V169H21ZM59 168H62V167L59 166ZM46 170H48V169L46 168ZM5 173H7V172H5ZM49 173H50V171H49ZM51 173L53 174V172H51ZM259 173H261V174L259 175ZM2 174H3V172H2ZM11 174H14V173H11ZM71 174L69 173V176ZM7 175H9V174L7 173ZM11 177L14 178L13 175ZM252 179L255 180L254 181L255 183L252 186L249 185V187H247V186H244L243 185V182H245L247 180L251 181ZM78 181H79V179H77V183H78ZM251 183H249V184H251ZM99 192H102L103 193L102 194L103 198L100 201V203L99 202L97 203V201H98L97 198L99 197L98 196L99 195L98 194ZM189 194H192V196H193L192 198L193 199L191 198L190 200H188ZM190 197H191V195H190ZM69 199H70V197H69ZM170 200L171 201L173 200V203L178 204V206H174L173 203H172V205L174 207L171 206L169 204ZM70 201L72 202V199ZM123 207H126V210H124V212H121ZM157 207H160V208H157ZM178 208H180V209H178ZM74 214H75V212H74ZM157 214H160V215L164 216L163 220H165V221H162L160 219L159 222H157L156 224L151 223L148 226H144L142 228V230H140L139 232L138 231L136 232V230H137L136 228H137V225H138L137 223H139L138 221L141 218L148 217V216H151L152 217V216H155ZM85 216H88V223L91 225V227H93V229L88 230L87 227H86L87 225H85L83 222H81V219H84V218L86 219ZM73 219H75V217ZM26 221H29V218L28 217H26ZM85 223H87V222L85 221ZM107 225H111V224L109 223ZM114 225H115V223H114ZM102 227H100V228H102ZM108 227L111 230H113V229L114 230H117L113 226H108ZM28 235H29L28 238L27 237L26 238L23 237V239L25 238L24 239V242H23V244H24L25 247H24L23 250H20L19 251V257H20V260L25 259V261H24L23 264H28V263H30L28 261H32V260H33L32 263L35 264L38 261L39 262L41 261V258L40 257L42 255L39 256V250H38V247H37L38 244H37L36 241H35V243H33L34 242V240H33V242H30L31 245L28 246L27 242L28 241H31L34 238L33 235H31V234H28ZM149 237H151V238L153 237L154 239L161 240L159 242H162V240H165L166 241V239L169 240L170 246L168 247V250L165 248V250H166L165 251L161 247H157L156 249H154L155 250V252H154L152 250L153 248H151V246L148 245L149 243L148 244L146 243V241L149 240ZM90 239H91V237H90ZM84 241H86V240L84 239ZM149 241H151V239ZM92 245H94V244H92ZM116 245H119L120 248H121V250L127 249L129 251V254L132 256V258L129 259L128 257L123 256L116 263V261H115L116 259H114V256H115V254H114V247ZM69 248H70V246H69ZM90 249H92V248H90ZM167 253H170V255L173 256V259L172 258L171 259L165 258V256H167ZM260 253H264V249H262V252H260ZM148 254L154 255L155 257L156 256H159V257H157L159 259H156L154 257L155 260L151 261L150 259H147L148 258L147 255ZM256 256H255V258H256ZM261 256H264V255H261ZM150 258H152V257L150 256ZM93 260H94V262H93ZM255 261H256V259H255ZM26 262H28V263H26ZM91 263H89V264H91ZM42 264H44V261H43ZM262 264H264V263H262Z\"/></svg>",
    "mask_w": 264,
    "mask_h": 264
}]
</instances>
